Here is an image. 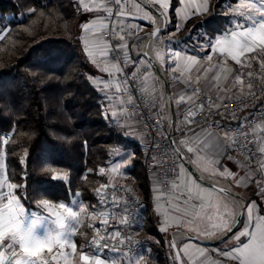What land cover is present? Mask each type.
I'll use <instances>...</instances> for the list:
<instances>
[{"label": "trees", "instance_id": "16d2710c", "mask_svg": "<svg viewBox=\"0 0 264 264\" xmlns=\"http://www.w3.org/2000/svg\"><path fill=\"white\" fill-rule=\"evenodd\" d=\"M178 1L171 0L166 29L159 37H171L172 46L187 54L209 52L200 42L210 38L213 43L235 30L237 22L251 24L232 11L240 0H210L208 13L189 18L176 32ZM84 19L79 0H0V164L3 178L26 184L28 199L22 203L30 214L44 213L35 206L43 198L69 205L78 201L89 209L99 206L96 189L103 193L101 185H107L114 151L132 146L91 83L93 71L78 29ZM259 55L243 75L261 66L264 53ZM181 110L174 109L175 125ZM2 135L9 136L6 143ZM141 167L142 157L132 160L130 173L135 194L145 197ZM53 170L67 173L68 180H51ZM248 191L242 192L246 202ZM19 192L23 196L24 189ZM142 213L147 219L148 208ZM149 231L155 235L151 223ZM93 233L85 226L76 236L78 244Z\"/></svg>", "mask_w": 264, "mask_h": 264}, {"label": "crops", "instance_id": "0c3cea01", "mask_svg": "<svg viewBox=\"0 0 264 264\" xmlns=\"http://www.w3.org/2000/svg\"><path fill=\"white\" fill-rule=\"evenodd\" d=\"M128 1L130 13L148 19L150 22L149 26L145 27L140 25V23L122 18H110L103 0H83V3L93 8V10L85 11L83 9L85 19L83 23L79 25L78 29L80 43L93 71V75L90 77L91 83L102 94L108 109V114L113 123L123 130L125 136L131 139L132 147L136 148L138 145L143 147L140 125L134 117L127 113L125 101L120 99H107L108 95L106 93L105 84L109 85L112 83L117 87L119 83L116 82V79L119 73H117L116 69L113 67L116 63L111 62L108 55H102L104 52L109 53L110 50L108 41L105 39L104 35L108 30H114L117 26H124L127 28L129 30V35L123 40L122 45L126 47H122V50L125 56L129 57V51L131 49L139 53L144 50L143 48L148 36L140 38V35L145 34L150 29L161 26V19L150 12L145 5L138 0ZM147 1L152 8L164 15L167 22L171 0ZM79 3L81 4V0H79ZM204 3L205 0L178 1L174 9L176 32L178 31L177 26L180 25L181 27L179 29H181L189 18L208 13L210 0H207V11L200 13L196 11V5L203 6ZM85 24H87L86 29L81 27ZM235 30L238 31L239 29L236 28ZM232 31L233 30L216 38L213 44H215L216 40L230 35ZM160 35L150 44L148 52L160 67L168 83L173 108L176 109L177 112L186 105L196 101L198 97L203 94L222 99L243 93V87L236 82V78L241 77L243 79L246 75H243L245 69L249 67V64L251 65L257 61L256 59L245 57L242 58L245 60L244 63L237 64L227 52H221L219 49H209V52L195 56L174 48L172 46L171 37L160 38ZM176 52L180 53V57L175 55ZM189 56H195L197 58V63L192 64L189 60ZM93 60H95L96 63H93ZM105 67H107L109 72L113 73V75H109L108 72L102 71ZM141 67H147L149 69L141 83L143 92L152 104L153 110L161 113L167 118V116H169L167 100L162 91L161 83L146 58L139 54V56L134 58L132 63L127 65L125 69L138 70ZM181 73H183V75H181ZM177 77H179V79H177ZM197 77H199V79H197ZM101 80L103 83H98V81ZM182 81H188L191 87L187 86L186 83ZM119 86L121 88L120 84ZM193 88L201 90L198 96L192 94ZM101 89H105V91H101ZM180 95H187L190 97V100L177 105L176 100ZM114 112L115 115H113ZM182 120L183 118L179 115L176 119L177 127H173V134L176 135V141L183 140L185 142L184 145L181 146L185 151L188 146H196L199 148V151L187 153L186 157L201 177L200 179L196 178L180 162L177 178L173 183L167 201H164L163 199L166 198V194L160 188L157 179L151 176L148 179V184H146L143 167H141L140 173H142V179L144 180L145 198L148 197L150 200L149 211L151 218L147 217V219H150L155 234H158L167 243L170 256L175 264V257L169 242L170 237L174 239L184 264H230L229 261L225 260V258L219 254V251L227 250L235 243L232 237L242 229L243 221L238 224L236 229H234L223 242L218 244H200L184 238L181 232L191 234L206 242H214L223 235L222 230L216 226L222 225L225 220L232 222V220L235 219L233 210L235 209V211H238V206L241 202L210 188L206 183L227 188L242 198V192L249 190L247 192V196L249 195L248 202L255 199L258 201L260 207L264 208V198L259 196V188L257 187L256 180L249 181L248 179H243L245 175H255L257 180L264 182V171L260 170V165L264 164V153H261V162L254 165L249 164L242 158L231 155L229 148H227V155H223V149H221V155H214L212 146L216 143L217 137L223 140L225 145H228V139H225L224 134L205 128H195L190 125L183 126L186 132L182 134L181 131H179ZM164 125L163 123L162 126ZM190 129L194 131V134L190 133ZM258 135L261 150L264 149V126L258 130ZM125 151L119 152V154H116V152L114 153V159L107 170V185L123 183L125 186H128L133 193H136L135 180L132 179L130 173L131 157L128 159L121 158ZM217 162H221L220 168L217 167ZM116 165H120L119 169L117 171H112ZM224 166L240 173L242 182L237 184L224 179L223 176L220 175ZM2 180L3 177L0 176V181ZM4 191H7V189L5 188ZM100 209L102 211L101 206ZM25 215L29 219L35 218L33 214L27 212ZM39 215L47 214L43 213ZM147 219L145 213H142L137 228V233L140 236L149 235L150 223L147 222ZM96 222L98 226L95 227V229L99 230L102 220ZM94 224L95 223L92 225ZM36 231L37 234H43V230L40 228ZM93 231L96 233L94 228ZM79 232L80 230H77L76 235L71 237L78 245V252L79 244L76 236ZM204 233H208V235ZM67 251L71 252V248H68ZM84 251L90 252L91 250L84 249ZM201 253H203V255ZM69 258L74 261V264H80L78 253L76 256ZM101 258L106 260V264H167L156 246L145 248L135 257H126L109 250L106 254L101 255ZM59 264H64L63 258L59 260Z\"/></svg>", "mask_w": 264, "mask_h": 264}, {"label": "snow or ice", "instance_id": "6c2138e0", "mask_svg": "<svg viewBox=\"0 0 264 264\" xmlns=\"http://www.w3.org/2000/svg\"><path fill=\"white\" fill-rule=\"evenodd\" d=\"M183 2V0H182ZM117 5L121 4V0H115ZM164 6V5H162ZM81 7L85 11H92L93 8L89 7L87 4L83 3L81 0ZM207 0L203 6L196 5V11L198 13L207 11ZM34 11V10H30ZM233 12L238 13L241 17L246 20L251 21V24H241L237 22V30H233L230 35L223 37L222 39L216 40L215 44L212 43V39H208L207 43L200 42L202 50L207 51L208 49H219L221 52H227L237 64H242L245 62V57L260 60V53H264V0H240L239 4L232 9ZM111 12V9H109ZM150 18V17H149ZM82 28H87V24L82 25ZM181 26H177L179 30ZM159 31V30H157ZM156 33H153L155 35ZM123 39V37H121ZM117 48L126 47L124 45H117ZM102 55H108L107 52L102 53ZM175 55L180 57V53L176 52ZM55 58V57H53ZM189 60L192 64L197 63V58L195 56H189ZM131 58L128 57L125 63H130ZM93 63H96L93 60ZM249 66H251L249 64ZM116 72L120 76L124 77L125 90L135 91L137 88L138 73L133 72L131 77H129L124 70L119 66V64L113 65ZM261 67L264 68V60L261 61ZM104 72H108L109 75L113 73L109 72L108 68L102 69ZM183 75V73H181ZM249 78H251L252 73H248ZM179 79V77H177ZM199 79V77H197ZM186 83L187 86L191 87L188 81H182ZM236 82L243 85L244 80L241 77L236 78ZM98 83H103V81H98ZM108 87L105 84V89ZM253 87L251 83L248 84L249 90ZM101 89V91H105ZM116 91H121L119 84H117ZM200 89L193 88L192 94L199 95ZM248 95H255L249 91ZM143 96V91L141 92ZM111 100V97H107ZM134 97L129 95V104L133 103ZM190 100L187 95H180L176 100L177 105L185 103ZM205 105L201 102L199 107L196 108L195 105L187 110V115L183 117L181 122V127L179 131L183 134V126L191 125L195 122L198 113H203ZM195 109V110H194ZM115 115V112L113 113ZM234 115V111H233ZM172 127H177L175 123L171 125ZM215 127L220 128L224 131L225 139L229 137L231 129H225L222 124H214ZM238 128L243 129L244 125L239 124ZM190 133L194 134L192 129L189 130ZM215 135V134H210ZM237 135H243L247 139L249 133L243 131L242 133H237ZM171 139V135L166 137ZM177 147L174 149L175 156L183 161L187 153H192L194 151H199L196 146H188L186 151L181 147L184 145V141H173ZM237 144V141L233 140V145ZM230 145H225L224 141L219 137L216 138V143L212 146V152L214 155H221V149H223V155H227V148ZM264 153V149L260 150ZM134 159V157H133ZM155 159V158H153ZM251 159V157H249ZM26 162L25 159L21 160V163ZM130 163V161H129ZM175 163V162H174ZM120 165H116L112 171H117ZM217 167H221V162H217ZM175 168L169 169L171 172H175ZM260 170L264 171V164L260 165ZM101 173L104 169L101 168ZM220 175L224 179L230 180L237 184L242 182L240 173H237L228 167L224 166ZM243 179H248L249 181L256 180L257 187L259 188V196L264 198V182L257 180L255 175L247 176L245 175ZM51 180H68L67 173H58L55 170L52 171ZM107 187L106 185H101V188ZM7 191H4V189ZM113 188L115 186L113 185ZM24 189L23 196L20 194L19 190ZM71 188H69L70 191ZM128 192L131 189H124ZM223 191V189H221ZM74 195H80L75 193ZM96 195L100 197V202L103 205H107L109 200L107 198V193H102L100 189H96ZM23 199H28L27 186L26 184H21L18 182H9L7 176L0 181V264H59V260L63 258L64 264H74V261L69 257H74L79 255L80 264H106V260L101 258L103 250L108 247L106 240L111 238L117 240L120 245L126 243V241H131V236H124L123 232L117 228L115 231L110 232L108 219L102 220L104 225V234L99 235V230L95 229L94 225H89V227L94 228L96 235H93L91 239L85 240L83 245H78L72 240L71 237L76 235V226L80 223V214L84 212L85 206L81 205L79 211H76L69 204L65 202H54L53 200L43 198L37 199L35 201V206L37 209H42L47 215L36 216L35 218L28 219L25 215L26 209L22 203ZM239 200V197H235ZM75 203V201H73ZM111 203L114 207L119 208L122 201L121 198L115 195L113 192ZM126 205L127 201H123ZM95 207V206H93ZM238 211L233 210L235 213V219L232 222L225 220L222 225H217L224 234L227 236L229 233L233 232L236 225L243 221L242 229L236 233L232 239L235 243L230 246L227 250H220L219 254L229 261L230 264H264V208H261L258 201L253 199L251 202H243L238 206ZM126 211V207L124 209ZM96 213L92 216L95 219ZM112 216L117 219V224L128 225L129 220L125 216L123 219L118 217L117 213H112ZM43 228V234H37L38 228ZM208 235V233H204ZM174 248L175 244L172 245ZM71 248V252L67 249ZM84 249H90V252H85ZM111 251L115 252L117 249L113 247ZM203 255V253H201ZM127 255V253H124ZM50 257V259H49ZM180 257L177 255V260Z\"/></svg>", "mask_w": 264, "mask_h": 264}, {"label": "built area", "instance_id": "2783aa9c", "mask_svg": "<svg viewBox=\"0 0 264 264\" xmlns=\"http://www.w3.org/2000/svg\"><path fill=\"white\" fill-rule=\"evenodd\" d=\"M138 1L143 5L146 2V0ZM103 2L108 12L109 9H111L110 18H115L118 13H130L128 0H121L120 5H117L115 0H103ZM128 35L129 30L127 28L124 26H117L114 30H108L104 37L109 44V60L119 64L129 77H131L133 72L138 73L137 88L135 91L125 90L124 77L119 74L116 82L121 85V91L117 92L116 86L111 83L106 88V93L108 97H111V100L120 99L125 101L127 113L134 117L140 125L143 138L142 166L146 184H148V179L154 176L159 182L160 188L166 194V198L163 200L167 201L173 183L177 178L178 167L180 165V160L175 156L171 144V139L176 141V135L173 134L171 139L166 138L168 136L169 118H165L161 113H157L153 110V106L144 92L143 96H141V92L143 91L141 83L149 69L147 67H141L138 70L125 69V67L132 62L126 64L125 60L128 56H125L122 47L117 48L116 46L122 45L123 40L127 38ZM121 37H123V39H121ZM148 40L149 36L145 41L144 50L146 49ZM153 41L154 39L150 40L147 50ZM139 54V52L131 49L129 51L131 61L138 57ZM249 72L252 73L251 78L248 76ZM249 72L243 78L242 94L222 99L208 94L200 95L196 101L186 105L181 110L180 115L183 118L187 115V110L190 107L195 105L196 108H198L199 104L202 102L205 105L203 113H198L195 122L190 126L205 128L223 134L224 131L215 127L214 124L219 123L222 124L225 129H231L232 131L227 138L228 145H230V147H228L230 154L234 157L242 158L249 164L254 165L259 164L262 159L258 130L264 126V68L260 66ZM249 83L253 85L250 90L248 88ZM249 91L255 95H248ZM130 94L134 97L133 103L131 104L128 102ZM163 123L165 124V129L162 126ZM239 124H243L244 128H238ZM243 131L249 133L247 139H245L243 135H237V133H242ZM183 132H186L184 128ZM1 137L4 143L9 140L8 135H2ZM233 140L237 141V144L233 145ZM249 157H251V159H249ZM172 168L176 169L175 172L169 171V169ZM113 185L115 188H113ZM124 189L128 188L122 186L120 183L107 185L103 193H107L109 203L103 205L100 202L102 208L101 218L102 220L108 219L109 225L112 226L109 228L110 232L119 228L124 236H131V241H126L125 244L120 245L117 240L108 238L106 240L108 247L103 250L102 255L115 247L117 249L115 253L126 257H135L145 248L157 246L162 258L167 264H175L170 256L167 243L158 234L153 236H140L137 233L143 208H148L147 217L151 218L149 198L137 196L132 191L126 192ZM113 192H115L116 196L121 198L122 203L119 208L114 207L111 203ZM123 201H127V204L125 205ZM125 207L126 211L124 210ZM114 212L118 214L120 219L126 216L129 220V224H117V219L112 216ZM103 234L104 225L101 223L99 235ZM92 236L89 239H91ZM124 253H127V255H124Z\"/></svg>", "mask_w": 264, "mask_h": 264}, {"label": "water", "instance_id": "95a60500", "mask_svg": "<svg viewBox=\"0 0 264 264\" xmlns=\"http://www.w3.org/2000/svg\"><path fill=\"white\" fill-rule=\"evenodd\" d=\"M145 7L150 11L152 12L154 15L160 17L161 19V26L157 27V28H153V29H150L148 30L145 34H142L140 35V38H144L146 37L147 35L149 36V40L147 41V46H146V49L145 50H142L140 52V56H143L144 58H146V60L148 61V63L150 64V66L152 67L153 71L155 72V74L157 75L160 83H161V87H162V91L164 93V96L167 100V106H168V115H169V125H168V135H171V137L173 136V127L171 126L173 124V118H174V109H173V104H172V100H171V96H170V92H169V88H168V83L167 81L165 80L163 74H162V71L160 69V67L158 66V64L153 60V58L150 56L148 50H147V47H148V44L150 42V40H153L155 39L158 35L164 33L165 29H166V18L164 17L163 14L159 13L158 11H156L154 8H152V6L149 4V2L146 0L145 2ZM109 16L111 15L110 12H108ZM117 18H122V19H126V20H131V21H134V22H137V23H140V24H144L146 26H149L150 25V22L148 19L142 17V16H138V15H135V14H131V13H118L116 15ZM159 30V31H157ZM153 33H156L155 35H153ZM173 139H171V144H172V147L173 149H175L177 147L176 144L173 143ZM180 162L198 179H200V174L195 170L194 166L192 165V163L189 161V159L187 157H185V159L183 161L180 160ZM210 188L222 193V194H225V195H228V196H231L233 198L235 197H239V201L241 203L245 202L243 200V198L241 196H239L238 194L232 192L231 190L227 189V188H223V187H220V186H216V185H213V184H210V183H206ZM221 189H223V191H221ZM238 225H236L237 227ZM236 227L234 229H236ZM233 229V231H234ZM182 233V236L184 238H187V239H190V240H193L195 242H198L200 244H204V245H212V244H218V243H221L223 242L231 233H229L227 236H224V234L218 238L216 241L214 242H206V241H203V240H200L198 238H196L195 236L191 235V234H188V233H185V232H181ZM169 242H170V246H171V249L173 251V254H174V257H175V262L176 264H184L183 261H182V258L177 250V247H173L172 245L175 244V241L173 238L170 237L169 239ZM176 245V244H175ZM177 255H179L180 259L177 260Z\"/></svg>", "mask_w": 264, "mask_h": 264}, {"label": "rangeland", "instance_id": "374dc122", "mask_svg": "<svg viewBox=\"0 0 264 264\" xmlns=\"http://www.w3.org/2000/svg\"><path fill=\"white\" fill-rule=\"evenodd\" d=\"M167 109H168V107H167ZM167 117L169 118V116H167ZM3 143H4V141H3ZM139 150H140V154H136V152L137 151L139 152ZM123 151H125V149H118V150H115L114 153L116 152V154H119V152H123ZM142 153H143V147H140V145H138L136 148H134L132 146H129L126 149V151L123 153V155H122L121 158L128 159V158L131 157L130 158V161L132 162V160H135L138 157L140 159L142 157ZM137 155H138V157H137ZM133 157H134V159H133ZM0 176L3 177V171H2V165L1 164H0ZM106 177H107V172H106ZM121 185L122 186H125L123 183H121ZM125 187H127L128 189H130L128 186H125ZM104 190H103V192H104ZM81 205L85 206L84 204H82V203H80V202L77 201L75 203H72L70 206L73 207L74 210L79 211ZM100 206H101V204H100V201H99V206H95V207H92L90 209L85 207L86 210L80 214V223L77 224V225H75L76 228H77V230H80V232H81V230H83V228L85 226L92 225L93 223H96V221L100 222L102 220L101 219V213H102V211L100 209ZM93 213H96L97 214L96 217H95V219L92 216ZM45 214H47V213H45ZM35 215L36 216H39V214H35ZM40 229L43 230L42 227ZM99 231H100V228H99ZM95 234H97V233H94L93 235H95ZM142 236H148V235H142Z\"/></svg>", "mask_w": 264, "mask_h": 264}]
</instances>
